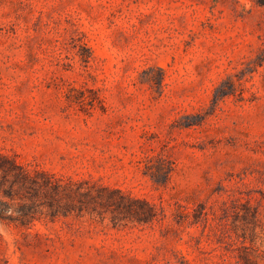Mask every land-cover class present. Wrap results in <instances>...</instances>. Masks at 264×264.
<instances>
[{
    "label": "rangeland",
    "instance_id": "obj_1",
    "mask_svg": "<svg viewBox=\"0 0 264 264\" xmlns=\"http://www.w3.org/2000/svg\"><path fill=\"white\" fill-rule=\"evenodd\" d=\"M0 153V264H264V0H0Z\"/></svg>",
    "mask_w": 264,
    "mask_h": 264
},
{
    "label": "trees",
    "instance_id": "obj_2",
    "mask_svg": "<svg viewBox=\"0 0 264 264\" xmlns=\"http://www.w3.org/2000/svg\"><path fill=\"white\" fill-rule=\"evenodd\" d=\"M96 191L97 193H95L93 185L86 184L84 181L67 180L61 177L54 178L44 172L33 174L16 159L0 153V217H2L3 210L8 206V201L2 197H9L13 201L19 199L25 206L28 199H32L33 196L43 192L44 195H50L59 200L67 199L69 203H77L75 202L77 200L80 205L76 207L83 211L86 208L84 205L86 197L92 205L98 201L100 190L96 189ZM87 210L94 212L97 208L90 206ZM22 211L23 215L28 214L24 208Z\"/></svg>",
    "mask_w": 264,
    "mask_h": 264
}]
</instances>
